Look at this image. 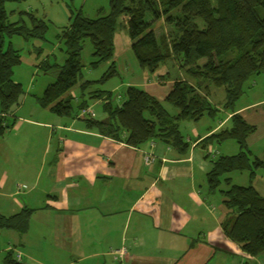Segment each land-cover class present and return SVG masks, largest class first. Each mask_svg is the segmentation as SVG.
<instances>
[{"label": "crops", "instance_id": "obj_1", "mask_svg": "<svg viewBox=\"0 0 264 264\" xmlns=\"http://www.w3.org/2000/svg\"><path fill=\"white\" fill-rule=\"evenodd\" d=\"M130 47L124 32L115 33L114 63L124 65ZM134 70L127 86L159 102L175 79H185L173 63L153 73L138 64ZM257 105L235 111L255 132L248 110ZM31 110L30 118L13 116L8 145H0V213L32 210L24 234L0 230V255L17 251L24 264H264V254L251 257L225 236L222 197L207 190L212 165L201 142L231 114L202 136L193 130L195 140H185L189 148L180 155L158 140L131 148L104 137L80 111L64 120L42 107ZM251 186L264 196V175L256 173Z\"/></svg>", "mask_w": 264, "mask_h": 264}, {"label": "trees", "instance_id": "obj_2", "mask_svg": "<svg viewBox=\"0 0 264 264\" xmlns=\"http://www.w3.org/2000/svg\"><path fill=\"white\" fill-rule=\"evenodd\" d=\"M0 0V137L14 125L10 111L18 106L23 89L13 80V68L20 64L18 50L12 47L13 36L41 38L45 22L28 15V27L20 13L19 19L9 22L4 3ZM149 14L153 20H146ZM119 20L121 23H119ZM160 21L169 32L159 35L153 22ZM122 27L131 42V51L140 69L153 73L166 63H173L185 76L175 79L162 102L177 110L171 115L159 102L141 88L123 87L120 101H112L113 93L98 92L91 98L103 99L102 111L108 122L86 118L91 129L100 135L139 148L147 141L158 140L185 155L189 148L178 127L180 120L198 121L204 115L214 116L218 109L210 102V89L223 88L224 109L232 110L243 94L245 83L264 72V0H109V12L97 19L77 14L70 24L57 35L63 42L65 60L60 66L46 65L44 72L56 67L55 81L48 85L37 99L40 107L59 116L73 117L71 91L81 80L80 53L86 40L92 45L94 61L109 67L99 82L114 77L117 72L113 61V36ZM8 39V42L5 41ZM169 76V72L163 77ZM98 81H84L82 91ZM85 102L77 106L85 110ZM76 114H74V117ZM11 119V120H9ZM230 126L221 128L202 140L206 149L211 141L221 143L233 140L238 146L234 155H219L210 160L206 175L208 193L213 194L221 184V177L232 172H248L249 185L231 184L224 179L226 188L220 189L222 204L227 211L221 222L227 238L240 245L242 251L258 257L264 254V196L251 186L258 170H264V154L253 156L247 138L255 126L246 123L234 111ZM207 157V156H206ZM32 210L23 208L12 216L0 213V230L24 234ZM4 264H24L7 251Z\"/></svg>", "mask_w": 264, "mask_h": 264}, {"label": "rangeland", "instance_id": "obj_3", "mask_svg": "<svg viewBox=\"0 0 264 264\" xmlns=\"http://www.w3.org/2000/svg\"><path fill=\"white\" fill-rule=\"evenodd\" d=\"M5 11L8 14L9 22H14L19 19L20 13L22 18L28 27L31 26L28 15L31 14L36 19L45 22L46 31L41 38H27L13 36L11 39L12 47L20 53V64L13 68L12 78L14 81L21 84L23 94L20 97L18 106L14 107L10 111L9 117H15L17 120H22L27 117L28 113L32 111V107L39 110L40 106L37 99L43 95L46 87L55 81L56 67L48 69L44 72L46 65H57L60 66L64 63L65 52L62 41L57 39V35L70 24L71 20L77 14H80L84 18L97 19L106 16L109 12V0H7L4 3ZM146 20H153V18L147 14ZM119 23L121 21L119 20ZM162 22H153V30L159 35L161 32H169L170 29L167 26L161 24ZM122 27L115 32L118 34L120 31L127 33L125 30H121ZM8 42V39H5ZM92 45L90 41L86 40L83 44V49L80 53L81 69V80L78 81L77 85L71 92L76 95V101H73L71 105L73 107V117L77 114V101H85L88 103L89 109L94 113L95 120H101L102 115V104L103 99L91 98L93 94L98 92H111L113 93L112 101H120L117 99V93L120 94L123 87H127V84L132 82V79L137 77V72L134 70L137 67V61L132 53L124 58L125 64L123 65L121 59L118 63H115L117 74L107 79L104 82H99L103 74L109 67L108 62H101L98 67L91 68L90 63L94 61L92 56ZM166 63L165 65H167ZM135 68H133V67ZM84 81H98L97 83L90 84L86 89L80 88V85ZM210 102L213 106L217 107L218 112L210 117L204 115L198 121L191 120H180L178 123L179 131L183 136L184 140L194 139V131L198 135L202 136L206 132H209L212 128L216 127L221 121H223L228 114L232 111H237L248 107L252 104H258L254 109L248 110L253 113V121L257 126L258 130L253 134L252 138L248 140V148L253 156L262 157L264 154V114L260 119L259 110L264 112V72L252 77L244 85L243 94L236 100L232 110L224 109L225 103V92L223 88H211L210 89ZM78 99V100H77ZM98 102V103H96ZM164 108L171 115H175L177 110L171 105L162 102ZM101 105V106H100ZM256 111V113L254 112ZM244 112V111H243ZM246 113V112H245ZM244 113V114H245ZM20 116V117H19ZM36 118V117H35ZM66 117H63L65 120ZM105 119V118H104ZM11 120V119H9ZM227 120L225 127L230 126V122ZM12 133V130L0 138V145L4 148L8 145V135ZM39 142L37 143V146ZM209 147V148H208ZM205 149L204 153L207 156V161L210 162L212 158L219 155H233L238 152V146L233 140H226L221 143L211 141ZM263 174L264 170H258L257 174ZM229 177L231 184L238 186L249 185L248 172H232L225 174L221 177L220 187L214 191L210 197H221L219 190L226 188L224 179ZM15 199L21 202V195L15 196ZM7 201V200H4ZM17 251L12 252L13 257L16 259ZM5 252L0 255V264H4Z\"/></svg>", "mask_w": 264, "mask_h": 264}, {"label": "built area", "instance_id": "obj_4", "mask_svg": "<svg viewBox=\"0 0 264 264\" xmlns=\"http://www.w3.org/2000/svg\"><path fill=\"white\" fill-rule=\"evenodd\" d=\"M79 116H80L81 118H83V119H86V118L91 119V118H94V113H93L91 110H88V109H87V110H83V111H81L80 114H79ZM147 161H148V160H147ZM18 189H20V188H18ZM16 259H17V260H20V257L17 256Z\"/></svg>", "mask_w": 264, "mask_h": 264}, {"label": "water", "instance_id": "obj_5", "mask_svg": "<svg viewBox=\"0 0 264 264\" xmlns=\"http://www.w3.org/2000/svg\"><path fill=\"white\" fill-rule=\"evenodd\" d=\"M102 122L107 123L108 122V118H105Z\"/></svg>", "mask_w": 264, "mask_h": 264}]
</instances>
